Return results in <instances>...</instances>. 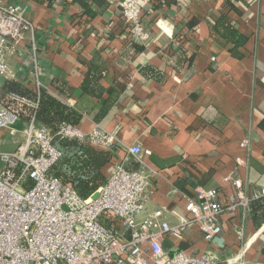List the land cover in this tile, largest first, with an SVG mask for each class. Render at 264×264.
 Returning a JSON list of instances; mask_svg holds the SVG:
<instances>
[{"label":"crops","instance_id":"1","mask_svg":"<svg viewBox=\"0 0 264 264\" xmlns=\"http://www.w3.org/2000/svg\"><path fill=\"white\" fill-rule=\"evenodd\" d=\"M72 1L50 9L12 0L36 27L41 83L48 91L55 80L68 83L74 92L61 100L82 113L79 128L86 135L98 127L116 136L114 163L125 161L146 178L147 214L168 208L166 220L178 226L197 187L217 190L222 204L235 193L233 181L250 193L264 188V0H152L142 7L146 41L131 38L118 0L96 9L94 19ZM221 15L248 38L241 59L212 31ZM191 20L198 23L188 30ZM177 43L194 54L191 67H172ZM19 59H9L11 82L33 91L36 76L21 69ZM91 65L103 73L100 99L81 89ZM6 85L0 78L3 95ZM0 142L20 144L22 134L1 131ZM84 143L95 147L89 136ZM133 146L150 155L133 163ZM112 171L113 163L104 168L107 179ZM258 201L243 214H224L222 232L212 242L192 227L182 240L166 237L164 251L209 252L219 264H264V220L259 226L254 221Z\"/></svg>","mask_w":264,"mask_h":264},{"label":"built area","instance_id":"2","mask_svg":"<svg viewBox=\"0 0 264 264\" xmlns=\"http://www.w3.org/2000/svg\"><path fill=\"white\" fill-rule=\"evenodd\" d=\"M152 0H118V7L133 39L146 41L142 7ZM36 27L26 9L12 0H0V78L15 79L9 59L19 57L21 69L36 76L28 98L0 91V132L22 134L13 154L0 153V264H219L213 253L169 255L163 249L166 237L182 240L185 230L196 227L206 242L222 232L224 214L245 213L254 201L264 198V188L247 192L243 183L233 181L235 193L228 202L218 201L217 190L197 187L187 199L186 216L172 226L165 216L168 208L147 214V181L144 173L113 163V171L95 198H82L71 185L51 176L63 158L55 139L92 144L111 150L113 134L95 128L86 135L72 123L62 125L55 135L37 122L42 48L35 39ZM21 123L23 129L13 127ZM86 144V143H85ZM136 163L150 155L139 146L128 149ZM240 164L244 163L239 161Z\"/></svg>","mask_w":264,"mask_h":264},{"label":"trees","instance_id":"3","mask_svg":"<svg viewBox=\"0 0 264 264\" xmlns=\"http://www.w3.org/2000/svg\"><path fill=\"white\" fill-rule=\"evenodd\" d=\"M24 1H32L40 5H45L50 9L55 8L61 3L65 4L66 7L68 6V0ZM109 2L110 0H73L72 5L78 6L83 11V15H86L90 19H94L98 16L96 9L106 8ZM197 23L196 20H191L186 27L188 30H193ZM126 28L129 33V27ZM212 31L214 35L232 45L228 51L232 57L237 59L243 57L240 49L246 44L248 38L240 35L234 24H232L225 15H221L217 18V22L213 26ZM177 44L180 47V51L172 54L174 57L172 67L174 69H179L181 63H187L188 67H191L194 54L185 50V47L181 44ZM147 71L148 74L152 76L156 74L151 68H148ZM102 75L103 73L98 66L91 65L81 86L82 92L94 98L100 99L103 97L104 87L101 85ZM50 88L51 91L42 89L40 92V104L37 113L38 124L48 128L52 135H55L59 128L66 123H72L74 126L79 127L83 117L82 113L70 108L61 100L63 97L70 96L74 92L73 89L67 82L60 79L55 80ZM6 89L8 93L13 92L24 97L35 98L33 91L23 88L18 83L8 82L4 90ZM54 143L58 149L62 151L63 158L53 169L51 176L60 179L66 185L73 186L82 198H95L98 189L107 181L103 170L114 163V153L111 150L98 149L77 140H60L56 138ZM133 163H135V161ZM131 170L138 169L134 168ZM260 204H264V200H259L253 205L254 214L261 217V219H259L258 216H254V221L257 226L264 220V205Z\"/></svg>","mask_w":264,"mask_h":264},{"label":"water","instance_id":"4","mask_svg":"<svg viewBox=\"0 0 264 264\" xmlns=\"http://www.w3.org/2000/svg\"><path fill=\"white\" fill-rule=\"evenodd\" d=\"M35 125L38 127V122L35 123ZM16 131L21 132L23 129V125L21 123L15 125L13 127ZM20 144L19 143H10L7 145H2V142H0V153H8V154H13L17 151L19 148Z\"/></svg>","mask_w":264,"mask_h":264}]
</instances>
